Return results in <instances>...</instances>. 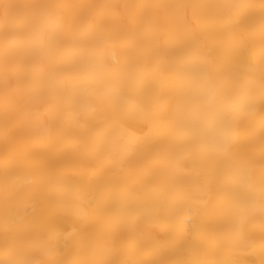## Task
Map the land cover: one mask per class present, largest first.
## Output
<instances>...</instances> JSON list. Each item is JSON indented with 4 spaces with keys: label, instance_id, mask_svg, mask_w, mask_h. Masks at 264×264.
Instances as JSON below:
<instances>
[{
    "label": "bare ground",
    "instance_id": "6f19581e",
    "mask_svg": "<svg viewBox=\"0 0 264 264\" xmlns=\"http://www.w3.org/2000/svg\"><path fill=\"white\" fill-rule=\"evenodd\" d=\"M0 264H264V0H0Z\"/></svg>",
    "mask_w": 264,
    "mask_h": 264
}]
</instances>
